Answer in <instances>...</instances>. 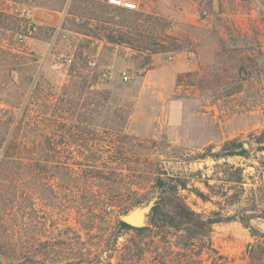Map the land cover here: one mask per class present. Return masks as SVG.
Segmentation results:
<instances>
[{"label": "rangeland", "instance_id": "obj_1", "mask_svg": "<svg viewBox=\"0 0 264 264\" xmlns=\"http://www.w3.org/2000/svg\"><path fill=\"white\" fill-rule=\"evenodd\" d=\"M27 4L0 2V264H249L263 219L249 221L255 237L221 222L187 249L171 229L117 220L159 200L158 179L185 184L179 199L204 218L264 209V0H141L121 40L107 5L54 33L20 16ZM148 37L157 45L139 51ZM229 141L245 154L211 158ZM224 162L243 169L238 204L219 196Z\"/></svg>", "mask_w": 264, "mask_h": 264}, {"label": "trees", "instance_id": "obj_2", "mask_svg": "<svg viewBox=\"0 0 264 264\" xmlns=\"http://www.w3.org/2000/svg\"><path fill=\"white\" fill-rule=\"evenodd\" d=\"M106 7H110L113 10L109 11V13H112V19L115 24L118 26L117 34L118 38L122 39V33L120 31L119 27L124 26V23L122 22V18H125L126 13L132 12L131 9H127L125 7L120 6H114V5H107ZM114 11V13H113ZM135 14V13H134ZM117 18V19H115ZM111 20V18H101V23ZM103 30V25L100 26ZM136 33L139 34L141 37H145V35H150V30L147 31L146 29L142 30L139 27L135 29V26L133 28ZM145 34V35H144ZM110 40V38H109ZM108 40V41H109ZM147 44H141L137 46V49L139 51L145 50V51H151V47L154 45H157L156 43H153L151 41V38L148 37ZM173 45V43H172ZM177 45L174 47V51H176L178 48H176ZM141 49V50H140ZM75 90H79V94H82V86L80 85H74ZM74 91L73 93H75ZM96 94V93H95ZM264 151V148L261 149ZM245 154V151L242 149V146L235 141H229L225 143L222 147L220 152L215 153L211 155V158H213L215 161H218L220 159H226L228 157L233 156H243ZM203 159V158H202ZM219 171L215 172L216 174V180L221 181V185H219L221 193H219V196L224 198L228 201L229 205L238 204L240 200L242 199V196L245 193L244 184L245 182V175L243 174V169L240 167H235L233 165H230L226 162H224L222 165H219ZM130 180V179H128ZM158 185L157 189L159 190L160 198L157 200L156 205L153 207L151 213L148 216L146 226L143 228H134L131 227L120 220H117V226L119 229L123 232H133L136 235L144 233L146 230H148L149 226L151 227H161V228H167L173 230L175 233H179V237L182 239L183 247L187 249L190 247L194 242L198 240H204L209 236L210 228L214 224H218L221 222H232V221H238L240 222L250 233L252 237H255L258 235V231H256L253 227L249 225V221L253 218H260L264 220V209L260 211L258 215H232L228 217H217V218H204L200 214L194 212L191 210L186 204H184L178 197L177 193L179 190V187L181 188L185 187V184L182 185H171L167 183L165 180L162 181V179H158ZM232 191V193H230ZM196 196L200 198L203 201L207 200V195L203 192L198 191L196 193ZM115 199L114 195H108L107 201L112 202V206H115L113 202ZM253 200V199H252ZM140 203H136L133 205H130L129 207H123L120 211V215L126 214L131 208L139 205ZM252 204H255V200L252 201ZM118 235L117 237H119ZM246 252V258L250 261L249 264H264L263 257H264V242H258L255 241L254 244H248L245 249Z\"/></svg>", "mask_w": 264, "mask_h": 264}, {"label": "crops", "instance_id": "obj_3", "mask_svg": "<svg viewBox=\"0 0 264 264\" xmlns=\"http://www.w3.org/2000/svg\"><path fill=\"white\" fill-rule=\"evenodd\" d=\"M16 0H0L14 2ZM37 26L51 27L54 33L62 31V19L93 16L98 5H111L109 0H24ZM120 6L137 10L141 0H118Z\"/></svg>", "mask_w": 264, "mask_h": 264}, {"label": "built area", "instance_id": "obj_4", "mask_svg": "<svg viewBox=\"0 0 264 264\" xmlns=\"http://www.w3.org/2000/svg\"><path fill=\"white\" fill-rule=\"evenodd\" d=\"M109 2H110L111 5L120 6V4L118 3V0H109ZM120 7H122V6H120ZM19 14H20L21 17L27 18L30 13L26 9H22ZM32 31H33V28H31L30 26H28L26 28V32L25 33L28 34V35H31ZM25 33L17 34L15 36L16 39L18 41H20V42L23 41L24 38L26 37L25 36ZM187 55L188 56H191L190 53L187 54ZM71 63H72V60L70 58L64 59V60H60L59 62H57L55 64V68H57V69H62V68L65 69L66 67H69L71 65ZM88 66L91 69H95L96 68V63L94 61H89L88 62ZM99 78L102 81H109L111 79V73L109 71H100ZM119 78H120V80L122 82L127 83V82H129L131 80L132 77H131V75H130L129 72H127V71H121L119 73Z\"/></svg>", "mask_w": 264, "mask_h": 264}, {"label": "water", "instance_id": "obj_5", "mask_svg": "<svg viewBox=\"0 0 264 264\" xmlns=\"http://www.w3.org/2000/svg\"><path fill=\"white\" fill-rule=\"evenodd\" d=\"M214 5V10H218L217 0ZM245 149H248V146L243 145ZM158 198H153L150 202L143 206H136L129 210L126 214L122 215L120 221L134 228H143L146 226L147 219L151 213L153 207L156 205Z\"/></svg>", "mask_w": 264, "mask_h": 264}]
</instances>
